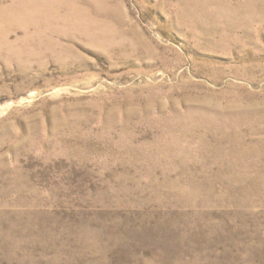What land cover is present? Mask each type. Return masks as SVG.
Wrapping results in <instances>:
<instances>
[{
	"label": "rangeland",
	"instance_id": "374dc122",
	"mask_svg": "<svg viewBox=\"0 0 264 264\" xmlns=\"http://www.w3.org/2000/svg\"><path fill=\"white\" fill-rule=\"evenodd\" d=\"M58 1L2 25L0 264H264V0Z\"/></svg>",
	"mask_w": 264,
	"mask_h": 264
},
{
	"label": "bare ground",
	"instance_id": "6f19581e",
	"mask_svg": "<svg viewBox=\"0 0 264 264\" xmlns=\"http://www.w3.org/2000/svg\"><path fill=\"white\" fill-rule=\"evenodd\" d=\"M5 2L7 0H0ZM11 6L8 9H3L0 7V36L2 37L3 28L2 25L4 22L17 20L20 23L21 27L33 26L36 31V39L34 40V47H31V44L17 51V54H24L27 58L34 57H43L50 56L54 54V48L57 47L55 43L51 42L49 38L51 32L57 26L56 23L61 20L62 24L66 27L78 26V24L72 25L69 21V18L73 15H76V10L73 7H70L67 16L59 18L56 14V6L60 4L58 0H10ZM31 7V8H30ZM14 8H18L20 11H16ZM36 10L38 15L33 10ZM6 29V28H5ZM81 31H90L87 26L81 22L78 28ZM45 30L49 31V36L45 35ZM99 30H95L93 33L98 34ZM100 34V33H99ZM27 37L25 41H28ZM3 41L2 43H4ZM13 44H8V48L12 50ZM14 53V52H13ZM12 53V54H13ZM11 54V55H12Z\"/></svg>",
	"mask_w": 264,
	"mask_h": 264
}]
</instances>
